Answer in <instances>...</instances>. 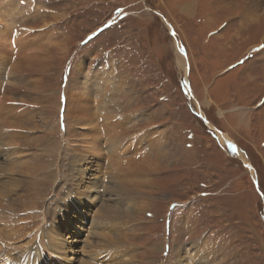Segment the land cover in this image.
Wrapping results in <instances>:
<instances>
[{"label": "rangeland", "instance_id": "rangeland-1", "mask_svg": "<svg viewBox=\"0 0 264 264\" xmlns=\"http://www.w3.org/2000/svg\"><path fill=\"white\" fill-rule=\"evenodd\" d=\"M0 31V56L15 74L1 84L0 121L29 127L9 128L29 158L55 152L53 178L38 181L37 207L29 201L19 229L53 221L71 156L100 147L96 134L104 128L103 142L116 127L120 168L134 173L126 183L137 168L147 182L139 197L116 192L131 212L98 231L115 242L119 233L127 264H264V0H0ZM88 119L93 127L77 124ZM144 132L141 145L170 151L155 166L135 154ZM103 157L92 175L109 190L119 166ZM87 235H76L71 264L92 255ZM112 254L96 263H112Z\"/></svg>", "mask_w": 264, "mask_h": 264}, {"label": "bare ground", "instance_id": "bare-ground-1", "mask_svg": "<svg viewBox=\"0 0 264 264\" xmlns=\"http://www.w3.org/2000/svg\"><path fill=\"white\" fill-rule=\"evenodd\" d=\"M4 33L6 32L0 33V39L4 37ZM1 43H3V41ZM178 52L179 55L181 54L182 57H185L180 47L178 48ZM180 58L181 57L179 56L178 65L180 68H183V61ZM0 70L6 74L5 77H2V73H0V88L3 87L1 85L2 83H6L9 87L11 82H15V78L13 77L15 74L13 75L11 69H8V66L5 65V58L1 56ZM88 93L92 95V93ZM94 97L99 98V100L102 98L101 95H99V92H96ZM79 105L80 103H78V106ZM220 113L223 115L222 112ZM8 115H12L10 111ZM130 117L131 118L126 119L128 121L131 119L135 120L137 115ZM90 120L91 119H88L87 121L82 122L78 120L77 124H82L83 126L88 125V128H90V126H94L89 125L88 122H90ZM121 121H123L122 118ZM13 122L14 121H12V123ZM17 122L20 121L18 120ZM26 122L24 121L23 124H26ZM14 127H17L16 129L21 128L22 130L24 128H29L25 125H23V127L17 125H8L6 122L0 121V264H31L30 261H32V264H60L61 260L71 264L73 258L71 259L70 256L72 255V257H74L77 253L75 248L78 241L75 237L78 234H82V232L88 233V241H86V244L91 249V251H88V253L91 252L92 254L89 255L87 259L85 258L86 261L81 260L82 264H97L96 262H99L98 260H100L101 256L108 252H113V254L110 256L111 260H114L113 262L111 261L112 263L127 264L123 256L127 255L128 253L124 250V244L119 242L118 237H115L118 236L119 233L114 232L112 235L113 238H116L115 242L114 240H109L107 236L98 232L99 230L103 231V228L113 221H117L122 217L128 216V213L131 212L129 209L124 210L122 208L121 202L119 200L121 198L118 196V194H116V192L121 193V197L123 196L122 194L130 195V193L132 194V197L136 196L135 193L139 197L140 187L144 184L147 185V182L141 181L140 179V173H142L143 170L140 171L138 168L135 169V174L137 175L135 181H133L130 185L126 183L125 176L134 173H130V170L127 169H125L127 171L122 170L120 168L121 165H119L120 162H124L121 161V158L126 153L124 150L125 142L123 141L120 146L118 145L120 143V137H123L120 134V130L116 127H113L110 130L108 129V136L110 137H107L102 142V137L105 136L101 135L103 133L102 131L104 130L103 128V130L98 132L95 137L97 140L96 143H99L100 147L92 148L89 146L85 154H81L82 150H78L75 152L76 154H74L73 157L71 156L75 162V167L70 171L68 169L65 177L61 179L60 183L66 181L67 179L66 183H68V185L66 184L67 187L63 193L64 196L62 202L55 204L56 208L53 213V221L51 223H47L43 219V223H41L40 227H38L36 230H34L35 226L32 224L34 227L29 233L30 219L28 221L26 220V226L22 224L23 226H20V229L17 227V219L19 218L18 216L23 214H27L29 217L28 212H26L29 209V201L34 202L35 207H37V200L41 196V190H39L37 186L39 184L38 181H42L44 179L49 180L53 178L52 174L50 175V173L53 171L51 163L53 162V157L55 156L53 154L55 152L44 148L42 149V153H39L38 155H30L31 157L29 158L30 153L25 155V153L20 152L17 149L19 144H17L15 141V138L12 136L13 134L10 130ZM144 133L145 134L142 136L136 135L135 143L137 144V150L135 154L137 157H140V153L143 154L142 157L149 155L151 158L149 163L155 166L158 152H163L165 149L164 155L169 156L168 154H170V151L166 146L164 148L163 145H160L159 150L158 145L151 148V144H146L148 142L141 145L143 138L145 139L147 134L148 136H151L150 133ZM158 137L159 136L157 135L152 139L156 140ZM222 139L227 144H230L231 147L234 146L229 143L227 136H223ZM36 143H39V141L34 140V145ZM238 153L241 154L240 150H238ZM105 155L109 157V163L111 166H119V169L116 168V171L112 174L114 178L113 181L110 182V184L115 183V185L113 184L109 190H107V186L101 187L97 185L94 175H92L96 172H99L102 167L106 165V161L104 162L103 157ZM24 157L27 158V161L24 159ZM100 173L103 172L101 171ZM29 176L32 177L31 179H33V184L32 182L29 184ZM132 187H135V189H132ZM22 188V193H20L19 190ZM99 196L101 199L107 198L106 200L109 199V201H111V199H115V202L117 203L114 205H106L101 201L100 198H98ZM85 197L88 199L89 208L91 207L90 220L88 218V216H90L88 214L89 211H87V207L83 205V202L88 204L87 200H83V202L78 203L79 199L82 200L85 199ZM97 198L100 200V209H98V212L97 210L94 211V208H96L98 205L96 203ZM71 219H73V221H71ZM75 219L77 220L76 224ZM34 222L37 223L36 221ZM89 226L90 229L88 230ZM120 227L121 224H117L115 228L118 229ZM74 228L76 230H74ZM65 232H68V238L63 235ZM199 250L197 252H199ZM51 258L56 260L52 261ZM48 260H50L49 263ZM106 261H108V257ZM201 263L205 264V262L203 263L202 261ZM194 264H196V262H194ZM197 264H199V262Z\"/></svg>", "mask_w": 264, "mask_h": 264}]
</instances>
